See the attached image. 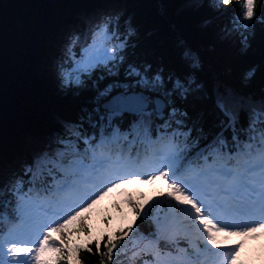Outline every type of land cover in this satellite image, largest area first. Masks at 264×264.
<instances>
[{"label":"snow or ice","instance_id":"6c2138e0","mask_svg":"<svg viewBox=\"0 0 264 264\" xmlns=\"http://www.w3.org/2000/svg\"><path fill=\"white\" fill-rule=\"evenodd\" d=\"M189 3L207 10L201 33L214 47L250 46L264 25V0ZM138 35L118 0L61 33L56 84L83 102L22 155H0V264H89L82 253L98 264H240L242 245L223 234L264 229V90L206 77L202 49L179 33L167 64L143 58L153 53L137 52ZM156 182L167 191L129 195L130 218L106 217L93 233L94 205Z\"/></svg>","mask_w":264,"mask_h":264},{"label":"trees","instance_id":"16d2710c","mask_svg":"<svg viewBox=\"0 0 264 264\" xmlns=\"http://www.w3.org/2000/svg\"><path fill=\"white\" fill-rule=\"evenodd\" d=\"M4 1L0 0V11ZM106 2L110 0H55L51 31L62 22H67L62 28L72 27L73 23L79 22L84 15ZM118 6L123 7L127 14L131 15L133 23L138 28L137 52L153 53L143 58L153 60L158 58L161 63L167 64V49L170 48L174 36L179 33L202 49L206 59V77L212 75L221 85L242 92L258 94L264 90V25L259 22L255 27V39L250 46L230 43L214 47L201 33V24L208 15L207 10L190 5L189 0H118ZM232 15L229 13L215 20L213 27L220 24L227 26ZM59 38L60 36H56L50 43L42 46L26 97L18 109V116L31 137L41 136L57 118L74 111L83 102L82 98L65 96L59 90L55 76L50 74L52 72L49 60L53 55L56 56ZM249 73L255 78H248ZM208 118L211 119V116ZM19 142L25 141L15 136L0 147V155L4 154L7 159L10 151L6 153V149L14 147L16 150ZM124 216H120V219ZM81 255L89 264H98L100 260L98 256L89 257L84 253Z\"/></svg>","mask_w":264,"mask_h":264},{"label":"water","instance_id":"95a60500","mask_svg":"<svg viewBox=\"0 0 264 264\" xmlns=\"http://www.w3.org/2000/svg\"><path fill=\"white\" fill-rule=\"evenodd\" d=\"M55 15V0H5L0 11V146L25 129L18 116Z\"/></svg>","mask_w":264,"mask_h":264},{"label":"rangeland","instance_id":"374dc122","mask_svg":"<svg viewBox=\"0 0 264 264\" xmlns=\"http://www.w3.org/2000/svg\"><path fill=\"white\" fill-rule=\"evenodd\" d=\"M51 67L53 66L52 64H49ZM51 72L50 74L53 75V71L51 68ZM29 143H20L19 145L16 146V150H14V147L8 148L6 149V153L8 151H10L8 153V158L6 159V157L3 158L7 161L10 160L12 158L18 157L20 155H22L27 147ZM3 146V145H1ZM0 146V147H1ZM161 182H156L155 184H146V183H137L135 184L137 186L135 193H128L125 194L126 190H114L113 193H111L109 196L105 197L101 203H99L98 206H96V208L94 210H92L90 212L89 215V220L88 223L91 226L93 233L94 234H98L100 231H103V226L104 223V219L106 217H111L113 220V224H119L121 220H118V218L116 217L117 214H125L127 215L129 218L131 216V212L130 209L126 203L127 197L130 195L132 196L134 199L139 198H143L146 199L149 196L154 195L157 190L158 187L160 186ZM138 194V195H137ZM146 195V197H145ZM119 204L121 205V207L123 208V213H121L117 208L116 205ZM97 209V210H96ZM96 210V211H95ZM222 240L227 244L228 242H230L231 240L235 239V240H239L240 242H242V240H245V236H236L234 237L233 235H228V234H223V236L221 237Z\"/></svg>","mask_w":264,"mask_h":264},{"label":"bare ground","instance_id":"6f19581e","mask_svg":"<svg viewBox=\"0 0 264 264\" xmlns=\"http://www.w3.org/2000/svg\"><path fill=\"white\" fill-rule=\"evenodd\" d=\"M45 41V40H44Z\"/></svg>","mask_w":264,"mask_h":264}]
</instances>
